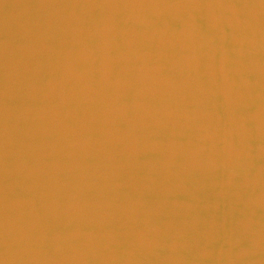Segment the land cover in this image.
<instances>
[{
	"label": "water",
	"instance_id": "water-1",
	"mask_svg": "<svg viewBox=\"0 0 264 264\" xmlns=\"http://www.w3.org/2000/svg\"><path fill=\"white\" fill-rule=\"evenodd\" d=\"M262 5L0 0V264H264Z\"/></svg>",
	"mask_w": 264,
	"mask_h": 264
},
{
	"label": "clouds",
	"instance_id": "clouds-1",
	"mask_svg": "<svg viewBox=\"0 0 264 264\" xmlns=\"http://www.w3.org/2000/svg\"><path fill=\"white\" fill-rule=\"evenodd\" d=\"M262 6H264V5H262ZM3 264H7V260H6V258L3 259Z\"/></svg>",
	"mask_w": 264,
	"mask_h": 264
},
{
	"label": "bare ground",
	"instance_id": "bare-ground-1",
	"mask_svg": "<svg viewBox=\"0 0 264 264\" xmlns=\"http://www.w3.org/2000/svg\"><path fill=\"white\" fill-rule=\"evenodd\" d=\"M2 87H6V85L5 84H3L2 83V85H1ZM53 104H55V103H53ZM50 145L52 146V144H51V142H50Z\"/></svg>",
	"mask_w": 264,
	"mask_h": 264
},
{
	"label": "snow or ice",
	"instance_id": "snow-or-ice-1",
	"mask_svg": "<svg viewBox=\"0 0 264 264\" xmlns=\"http://www.w3.org/2000/svg\"><path fill=\"white\" fill-rule=\"evenodd\" d=\"M261 3L264 4V0H261Z\"/></svg>",
	"mask_w": 264,
	"mask_h": 264
}]
</instances>
